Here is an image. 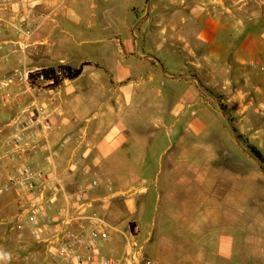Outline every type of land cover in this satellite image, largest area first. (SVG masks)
Masks as SVG:
<instances>
[{"label": "crops", "instance_id": "1", "mask_svg": "<svg viewBox=\"0 0 264 264\" xmlns=\"http://www.w3.org/2000/svg\"><path fill=\"white\" fill-rule=\"evenodd\" d=\"M99 1L109 0H0V78L12 77L16 82L9 87L17 93L11 108L0 103V124L32 95L45 97L25 84V70L59 63L72 67L86 63L79 75L63 79L60 94L52 96L49 104L55 110L50 119L57 130L49 133L42 149L31 157L37 168L49 177L59 178L58 182L50 180L47 184L46 193L51 188L60 187V190L45 214L53 220L61 217L72 206L73 197L68 194L82 185L83 198L89 201L83 211L97 212L110 224L108 239L97 251L121 254L122 233L130 224H135L136 237L144 242V254L159 264V259L152 256L158 252L165 255L161 240L168 238V232L163 229L156 232L153 249L145 244L155 230L157 211L146 233L140 234L136 220L141 217L149 184L155 181L157 167L151 163V145L156 137L170 131L162 121L169 112L182 122L175 131L176 146L166 145L158 157L165 158L164 195L169 207H175L183 192L180 205L181 211L184 210H179L178 215L174 210L167 216L178 218L179 222L188 217L193 219V214L198 213L196 198L200 186L207 202L219 209L217 215L220 211L224 214L222 223L234 225L243 233L238 249L232 248L229 233L221 236L219 249L228 256L222 264H264V247L260 243L264 238V217L248 210L246 175L240 168L232 170L215 163L223 147L218 150L210 130L205 138L210 139L211 145L199 153L201 127L208 128L211 123L215 128L214 119L209 122L199 118V111L202 114L207 111L193 79L173 76L180 73L177 64L198 63V48H202L203 57L210 63L228 55L229 60L224 59L228 75L223 76L221 84L214 77L209 83L224 90L226 111L233 123L241 121L245 130L253 126L252 137L261 146L264 143V76L257 64L259 56L264 55V0L249 1L255 5L250 13L258 17L251 27L242 19L222 22V13L244 9L245 4L235 6L234 0H151L147 11V0H122L124 12L131 19L111 36L110 45L114 44L115 48L88 49L87 41L103 39L85 37L86 32L97 28L94 20ZM45 13L49 17L34 27L32 16ZM136 16L143 17L138 20ZM20 23L32 27L24 47L19 41L22 34L17 30ZM150 30L156 32L153 37ZM222 30L230 33L222 35ZM147 55L158 57L166 73L155 70L156 60ZM150 123L160 136L147 130ZM93 179L97 181L95 185L90 184ZM219 198L224 202L220 203ZM18 203L15 191L1 193L0 213ZM168 217L164 221L170 220ZM3 219L0 218V223ZM175 223L167 226L175 228ZM190 226L192 229L193 220ZM248 230H255L254 235L259 237L254 250L241 246L248 242ZM186 248L181 244L179 254H193ZM182 256L180 263L185 264Z\"/></svg>", "mask_w": 264, "mask_h": 264}, {"label": "rangeland", "instance_id": "2", "mask_svg": "<svg viewBox=\"0 0 264 264\" xmlns=\"http://www.w3.org/2000/svg\"><path fill=\"white\" fill-rule=\"evenodd\" d=\"M150 1L151 0H149V3ZM235 1L236 0H234V2ZM249 1L250 0H247L245 5H243L244 9H235L234 11L230 10L224 14L222 13V22L227 21L234 23L242 19L244 23L247 22L246 24L251 27V25L256 22L258 17L257 15L250 13L255 9V5ZM99 3L100 4H98V7L95 8L97 16L94 20L97 23V28L94 31L86 32L85 37L91 39H103L100 41H87L85 46H87L88 49H94L100 46L115 48L114 44L112 46L110 45V43H112L110 38L117 31H120L121 28L126 26L128 19H131V15L124 12L123 4L125 3H123L122 0L99 1ZM234 5L238 6L239 3L235 2ZM103 7H105L104 11ZM229 12H231L233 15H228ZM137 17L139 16H136V19L141 20L143 16H140V18ZM150 33L153 37V33L156 32L150 30ZM181 33L183 32L181 31ZM229 33L230 32L227 30L221 31L222 35H227ZM202 52V48L197 49L196 58L198 59V63L177 64L176 69L180 70V73L177 74V76L192 75L197 77L207 92L213 95L217 102L222 106L226 116L230 121V124L235 129L236 134L240 136L238 137L240 143L243 146V143L251 144L260 150V152L264 155V143L261 146H258L257 142L254 141L252 137L254 134L253 126L246 128L247 130H245L241 126V121L234 124L231 116L226 111V105H228V103L225 101L227 97L225 96L224 90L219 89L215 85L209 83V81L214 77L215 80L221 84L223 76L228 75V72L225 70L226 67L224 64V59L229 60V56L227 55L226 57L218 58L215 63H210L205 60ZM155 58L159 61L158 57ZM161 65L166 73L165 66L162 63ZM167 67L170 69L169 65ZM154 69L161 71L158 64H155ZM193 81L195 82V80ZM160 83V87H162L161 85H163V82ZM196 86L199 90V96L202 100V104L207 111L206 114H202V112L199 111L198 116L200 119L204 118L205 121L209 122L211 119H214L213 121L215 124V128H213L211 123L208 124V128H200L202 132H199V153L201 154L204 151H207L206 149L209 145H211V143L209 144L208 142L210 139L208 140L205 138V135H207V132L210 130V133L215 135V146L217 145L218 150L219 147H223L219 150L220 154L218 158H216L215 163L229 166L232 170H238L237 168H240L241 171L245 173L248 210L256 211L257 214H261L264 217V169L253 158L245 153L235 142L227 122L218 109L216 101L207 93H205L197 84ZM162 121L164 123L163 126L169 128L170 131L167 134H162L161 137H156V140L151 145V163L157 168L154 175L155 181L150 182L149 193L145 196L141 217L137 218L136 220L139 226V232L140 234H142V232L146 233L147 230L150 229L151 225L153 224L151 217L156 215V210L158 215H156V227L155 230L152 231V235L145 245L148 247H153L154 249V243L156 241L157 234L156 232L159 231V229H163L165 232H168V238L161 240V244H163V246L165 245L166 248L165 255H162V253L159 252L154 253L153 255L155 256L151 255L155 259H159V264H181L179 260V257L182 256V254H179V248L181 244H183V247H187L186 249H189L193 252V254H189L188 256L185 254V256H182L185 258V264H222L224 258L228 256L222 253V251L219 249L221 236L225 233H229L232 237V248L238 249V243L240 241L239 239L243 236V233L240 232V234L237 231V227L234 225L222 223L224 214H222L220 211V214L217 215L219 209L215 208L211 202H207V199L203 195L204 191L202 188H200V186L197 190L196 198L198 202V213L193 214V219L188 217L187 220H181V222H179L180 220L178 218L168 217V213L170 214L174 210H176L174 211L176 213L175 215L179 214V210L181 211L182 209V205H180V199L183 198L184 194L183 192H180V196H178L177 200L175 201V207H169L170 203L167 201L164 195L165 185L163 179L165 178V158L161 160V157L158 156L166 145L176 146L175 131L180 126L182 120L180 118H174L169 112H166ZM147 130L157 133L158 129H155L152 126V123H150ZM157 135L160 136L159 133H157ZM228 151L235 153H230ZM218 201L222 203L223 199L219 198ZM183 210L181 212H183ZM18 211L19 204L12 205V207L7 208L3 214L0 213V218L4 217L3 223H0V264H43L44 247L42 244L36 242L35 239L28 235L27 226L23 221L16 218H14L13 221H9V218L13 217ZM161 216L163 217V220ZM167 217L170 220L164 221V219ZM190 220H193L192 229L190 226ZM170 222H176L175 228L173 226L172 228L167 226ZM247 234H249L248 242H245V244L241 246L247 250L256 249L255 246L258 245L257 241L259 240V237L254 235L256 234L255 230H248ZM260 241L261 246L264 247V238ZM249 257L250 256H248V259ZM186 258H188L189 262L191 263H188Z\"/></svg>", "mask_w": 264, "mask_h": 264}, {"label": "built area", "instance_id": "3", "mask_svg": "<svg viewBox=\"0 0 264 264\" xmlns=\"http://www.w3.org/2000/svg\"><path fill=\"white\" fill-rule=\"evenodd\" d=\"M247 0H236L245 4ZM33 26L37 27L49 17L48 13L34 15ZM37 18H39L37 20ZM22 34L21 46H26L31 35V26L17 25ZM258 70L264 76V55L259 56ZM42 68V67H41ZM41 68L25 70L23 80L30 89L45 95L38 98L32 95L30 100L12 112L7 120L0 124V194L13 190L19 201V211L14 218L23 221L28 235L42 244L43 264H157L144 254V242L136 237L137 226L130 224L124 231V249L121 254H101L97 248L108 239L110 224L97 212L85 213L83 207L89 201L84 200L85 190L78 185L72 194L71 208L56 220L45 214V209L57 198L60 187L46 193L50 180L58 182V176L49 177L41 168H37L31 157L42 149L47 136L55 132L56 126L50 119L55 110L52 96L60 94V82L52 77L44 78ZM38 72L31 83L30 73ZM16 81L12 77L0 78V103L11 108L17 93L9 86ZM4 164V165H3ZM96 179L90 184L95 185ZM71 197V198H72Z\"/></svg>", "mask_w": 264, "mask_h": 264}, {"label": "trees", "instance_id": "4", "mask_svg": "<svg viewBox=\"0 0 264 264\" xmlns=\"http://www.w3.org/2000/svg\"><path fill=\"white\" fill-rule=\"evenodd\" d=\"M86 64L85 62L80 64L77 67H72L68 64H56L52 66L42 67L40 71L43 74L44 78L52 77L55 82H62L63 79H71L79 75L81 72L82 65ZM38 72L30 73L29 77L32 79L31 83H33V79L38 75ZM238 137H240L237 134ZM246 149H248L259 161L264 164V155L258 150L255 146L247 143H243Z\"/></svg>", "mask_w": 264, "mask_h": 264}, {"label": "water", "instance_id": "5", "mask_svg": "<svg viewBox=\"0 0 264 264\" xmlns=\"http://www.w3.org/2000/svg\"><path fill=\"white\" fill-rule=\"evenodd\" d=\"M148 5H149V0H147V5H146V11H147V9H148ZM148 57H151V58H153V59H155L156 60V62H157V64L159 65V67H160V69H161V71L163 72V73H165V71H164V69H163V67H162V65H161V63L155 58V56H152V55H147ZM174 77H178V78H191V79H193V80H195V82H196V84L205 92V93H207L209 96H211L215 101H216V104H217V106H218V109H219V111H220V113L222 114V116L224 117V119H225V121L227 122V124H228V126H229V128H230V131H231V133H232V135H233V137H234V140H235V142L238 144V146L245 152V153H247L251 158H253L263 169H264V164L261 162V161H259L248 149H246L241 143H240V141H239V139H238V136H237V134H236V131H235V129L233 128V126L230 124V121H229V119H228V117L226 116V114H225V112H224V110H223V108H222V106L217 102V100H216V98L213 96V95H211L210 93H208L207 92V90L201 85V83H200V81H199V79L197 78V77H195V76H175L174 75Z\"/></svg>", "mask_w": 264, "mask_h": 264}]
</instances>
